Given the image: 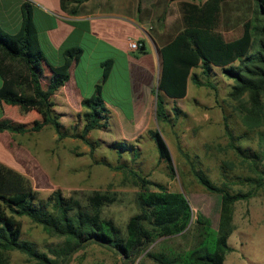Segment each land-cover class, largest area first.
Segmentation results:
<instances>
[{"label":"trees","instance_id":"obj_1","mask_svg":"<svg viewBox=\"0 0 264 264\" xmlns=\"http://www.w3.org/2000/svg\"><path fill=\"white\" fill-rule=\"evenodd\" d=\"M84 1L87 0H61L62 10L76 13L77 9H69L70 5ZM227 1L205 0L199 4L186 1L182 4L184 28L161 49L162 70L155 92L157 121L172 122L166 98L174 102L184 99L190 80L199 87L216 90L212 77L220 70L235 83L230 93L233 100L248 96L251 108L244 118L245 123L251 127L264 126V0H253L254 19L247 21L243 35L232 41H227L218 30L222 7ZM22 12L23 25L17 34L10 35L0 27V77L3 80L0 105L19 106L24 112L36 111L42 120L30 124L3 120L0 133L34 134L49 126L56 131L59 141L80 139L94 152L98 143L90 141L88 135L107 129L110 121V112L101 96L102 85L96 87L98 95L82 103L86 111L82 115L81 133L70 132L54 109L53 96L70 80L69 71L79 62L83 50L69 49L64 52L62 65L49 64L40 47L32 7L24 3ZM112 65V61L102 64L103 83L108 80ZM45 66L50 77L45 76ZM195 70H200V74ZM171 112L175 118L186 116L175 106ZM227 132L239 156L249 160L253 168V176H238L237 181L242 185L250 184L257 192L263 190L264 153L248 155L235 145L236 139L229 127ZM149 135L160 159L171 163L169 147L161 134L149 131ZM262 135L264 137V133ZM195 175L204 188L222 197L219 230H214L210 221L200 215L196 222V246L170 257L148 250L158 238L181 236L192 230L193 210L182 193L170 192L161 186L159 191H151L148 186L151 183L135 175L142 182L137 197L141 213L129 220L123 235L112 220L102 216L104 208L116 202L115 195L96 192L82 203L55 192L44 201L25 175L0 162V264H11L10 253L14 251L39 264H63L93 243L114 249L128 264L135 263L143 254L157 264H225L226 255L232 251L229 238L234 230V205L250 200L255 192L250 189L232 194L214 184L203 171H195ZM24 217L42 226L51 236L62 239V243L49 248L54 258L39 251L35 243L23 239L20 219Z\"/></svg>","mask_w":264,"mask_h":264},{"label":"rangeland","instance_id":"obj_2","mask_svg":"<svg viewBox=\"0 0 264 264\" xmlns=\"http://www.w3.org/2000/svg\"><path fill=\"white\" fill-rule=\"evenodd\" d=\"M178 1L181 6L186 1L199 4L205 0ZM254 11L253 0H228L222 7L219 32L227 41L239 39L245 23L254 19ZM89 53L77 70V79L84 92L88 89L87 79L83 78L85 68H92L90 81H96L99 73L89 60ZM124 65L121 61L114 78L101 83V96L113 109L109 127L88 135L90 141L98 143L94 152L80 139L59 141L56 131L49 127L44 132L14 135L9 140L11 146L5 153L10 167L25 175L44 201L55 192L82 203L96 192L115 195L116 202L105 207L102 216L112 220L123 235L129 220L141 213L137 197L142 182L135 175L149 181L151 191H159L161 186L170 192L182 193L193 210L192 230L181 236L158 238L148 250L170 257L196 246V222L200 215L210 221L214 230H219L222 197L204 188L195 171H203L214 184L232 194L251 189L255 196L234 205V230L229 238L232 251L226 255L225 264H264V189L257 192L250 184L242 185L237 181L238 176H253V168L249 160L239 156L227 132L229 127L235 136V145L248 155L264 153V126L251 127L244 121L251 108L248 96L233 100L230 93L234 81L216 70L212 77L216 90L199 87L190 81L184 99L174 102L166 98L171 123L157 121L156 103L146 110L147 115L143 118V111L132 110ZM194 72L200 74V70ZM174 106L186 116L175 118L171 112ZM85 111V108L75 111L67 120L69 125L65 127L70 132L81 133ZM120 114L125 115L124 121ZM149 131H157L164 138L172 156L171 163L160 159ZM262 162L264 168V160ZM20 221L23 239L35 243L39 251L54 258L49 248L62 243V239L51 236L29 218ZM10 261L11 264H39L15 251L10 253ZM63 264L128 263L114 249L93 243L74 253ZM133 264L157 263L143 254Z\"/></svg>","mask_w":264,"mask_h":264},{"label":"crops","instance_id":"obj_3","mask_svg":"<svg viewBox=\"0 0 264 264\" xmlns=\"http://www.w3.org/2000/svg\"><path fill=\"white\" fill-rule=\"evenodd\" d=\"M179 2L87 0L79 5H70L69 9L77 11L68 13L62 10L61 0H0V27L10 35L17 34L23 25L22 6L28 3L33 9L41 50L49 64L56 67L62 65L65 61L64 52L69 49L83 50L79 62L69 71L70 80L53 96L54 109L61 115L60 121L65 126L69 125L67 120L75 111L84 109L83 101L94 96L96 87L103 80L102 64L107 61H112L113 65L105 83L114 78L117 65L124 62L132 110L143 111L141 117L144 118L146 110L157 102L155 92L162 70L161 49L171 43L184 28L182 5ZM130 41L142 42L144 52L131 51ZM88 52L89 60L99 73L96 81H90L92 68H85L83 78L87 79L88 89L84 92L77 79V70L85 62ZM45 69V76L50 77L47 66ZM2 86L3 80L0 77V89ZM104 102L111 118L113 108ZM122 116L124 121L126 117L124 114ZM122 116L120 114V118ZM7 119L30 124L42 120V116L36 111L24 112L19 106L2 104L0 121ZM48 128L45 127L41 132ZM14 135L19 134L0 133V162L7 166H11V163L5 151L11 146L9 140Z\"/></svg>","mask_w":264,"mask_h":264},{"label":"built area","instance_id":"obj_4","mask_svg":"<svg viewBox=\"0 0 264 264\" xmlns=\"http://www.w3.org/2000/svg\"><path fill=\"white\" fill-rule=\"evenodd\" d=\"M129 48L133 52H140L144 48V44L139 41H130Z\"/></svg>","mask_w":264,"mask_h":264}]
</instances>
